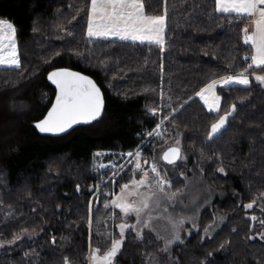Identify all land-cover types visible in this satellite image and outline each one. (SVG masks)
Returning <instances> with one entry per match:
<instances>
[{
    "label": "trees",
    "instance_id": "1",
    "mask_svg": "<svg viewBox=\"0 0 264 264\" xmlns=\"http://www.w3.org/2000/svg\"><path fill=\"white\" fill-rule=\"evenodd\" d=\"M144 5L147 14L166 16L162 48L89 37L90 0H0V19L16 26L21 61L0 67V126L17 121L6 139L0 135V241L11 243L0 249V264H89L93 249L107 252L121 237L124 216L111 204L113 193L102 189L93 197L109 175L97 173L95 153L139 147L152 157L178 131H185L205 176L228 196L206 208L198 229L171 250L152 229L137 235L129 228L113 264H264V86L255 79L264 67L248 69L251 85L219 87L218 112L197 95L248 68L245 58L254 54L244 42L248 18L218 12L216 0ZM61 67L90 75L106 105L91 124L47 136L35 125L55 98L48 76ZM230 111L210 138L211 126ZM134 167V160L125 164L115 191L130 182ZM215 212L227 220L205 236ZM26 231L39 235L14 243Z\"/></svg>",
    "mask_w": 264,
    "mask_h": 264
},
{
    "label": "snow or ice",
    "instance_id": "2",
    "mask_svg": "<svg viewBox=\"0 0 264 264\" xmlns=\"http://www.w3.org/2000/svg\"><path fill=\"white\" fill-rule=\"evenodd\" d=\"M216 10L222 13H235L238 17H254V32L248 34V30L244 29V42L252 46L254 54L245 58L250 60L251 63L243 72L238 73L236 76H227L222 80H213L197 93L209 105L210 111H219L220 98L213 91L217 84L229 85L235 83L248 85V69L264 66V0H216ZM165 24L166 17L164 15L146 14L143 0H90L87 35L99 38L113 36L118 37L122 41L155 44L162 48ZM15 35L16 29L14 25L7 20L0 19V65L19 67ZM48 79L56 85L58 93L55 103L46 117L35 125L41 133H63L75 124L89 123L101 115L103 109L102 94L91 79L66 69L51 72ZM255 79L264 82V76H257ZM209 96H211V103H209ZM234 110L235 106L233 105L232 111ZM231 114L230 111L226 115L221 116L220 120L211 126L210 138L212 134L217 133L224 126L228 116ZM151 134L149 133V135ZM127 155L130 157L133 155L139 156V152L135 154L130 152ZM178 158H180L179 148L169 149L162 157L168 163H174L175 159ZM145 163L147 162L145 161ZM140 170L141 164L137 161L135 163V171ZM151 171L155 174L156 186L163 192L164 185L168 184V182L161 177L155 165L151 166ZM220 171L222 172L223 169H220ZM148 180V173L143 172V179L133 180L132 186L136 188L146 186ZM129 187V184L123 185L121 192L128 190ZM128 195L134 196L136 193L129 192ZM113 204L125 214L135 212L138 217L143 209L149 207L147 197L142 201L143 208L134 207L126 202L123 196L117 197ZM246 207L251 208L253 205L248 204ZM261 223H264V221H261ZM127 227L134 228L135 225L122 224L120 226L121 236H123ZM176 239L179 240V236ZM121 244L122 240H113L111 248L102 257L97 255L99 250H94L92 256L93 264H112V260L119 251Z\"/></svg>",
    "mask_w": 264,
    "mask_h": 264
},
{
    "label": "rangeland",
    "instance_id": "3",
    "mask_svg": "<svg viewBox=\"0 0 264 264\" xmlns=\"http://www.w3.org/2000/svg\"><path fill=\"white\" fill-rule=\"evenodd\" d=\"M143 3H144V0H143ZM144 9H145V5H144ZM145 12H146V9H145ZM247 18H248V25L246 29L248 30V34H252L255 30L254 24H253L254 17H247ZM11 23L14 25L13 22ZM14 27L16 29L15 25ZM69 29L74 30L75 25H70ZM250 29H253V31H250ZM166 30H167V19H166V24H165L163 46H165V43H166ZM87 31H88V28H87ZM91 38L99 39V37H91ZM102 39L120 40L118 37H113V36H109L108 38H102ZM15 42H16V49H17V55L19 59V67H20L21 61H20V55H19L17 29H16V35H15ZM129 42H132V41H129ZM135 43H139V42H135ZM0 67L18 68L16 66H9V65H0ZM236 75L237 74H233L229 76H236ZM223 78L219 80H222ZM248 79H249L248 85H251L252 81L249 75H248ZM260 83L264 86V82H260ZM234 85H240V84L233 83L229 85H224V84L216 85L213 91H214V94L220 98L219 110H220L221 103H222V96L219 93V87H229V86H234ZM248 85H240V86H248ZM206 95L208 94L206 93ZM201 101L204 103V105L209 110V105L206 104L204 100L201 99ZM209 103H211V96H209ZM20 110L22 111L23 108L21 107ZM8 112L12 116L14 115L13 117L18 116L16 113H11L9 108H8ZM212 112H218V111H212ZM164 123H165V120L161 124H159L154 131L150 132L152 133L151 135H149L148 133L146 140L152 136H155L157 134V131L161 129ZM16 126H17V121L15 120V118H12V122L9 125L2 124L0 126V135L2 136V138L6 139L5 137L9 133H12L13 129H16ZM185 137H186L185 131H178L177 134L173 138L169 139L166 142V144L157 147L152 157H145V155L143 154V149L139 147L133 151H130L131 153H134V154L139 152V156L133 155L130 157L127 155V153H130V152L111 153V152H106V151H99L95 153L94 156H95V162L97 165L98 174H102L101 168L105 166V163L109 161L113 162L116 165H120L123 162H125L126 164L134 160L135 163L139 161L141 164V170L135 171L136 173L133 174L130 182L127 183L130 185L128 190L122 193L121 192L122 187L118 189L117 191H115V188H113L114 183H115L114 180L117 178L118 174L120 173L119 172L115 176H111V174H109L108 177L105 179V181L102 182V184L98 186L97 191L93 195L94 197L98 193V191L102 189L106 193H113V199L111 200V204L113 205V207H115L119 211H121V209L116 207L113 204V201L117 200V197L123 196L126 202L132 204L134 207H139V208H143L142 201L146 197L148 198L149 207L146 209H143L139 217L136 215L135 212H129L128 214H125L123 211H121V213H123V216H124V221L119 224L120 233H121L120 226L122 224L129 225V226L135 225L134 230L137 233H139V235L142 234L145 228H150L163 240L165 249L171 250L175 245L182 243L186 237L190 236L195 230L198 229L201 213L206 208H212L215 200L217 199L223 200L228 196V192L226 189L216 188L214 185H212L209 179L205 176L203 170L201 169V167L196 161L194 150L186 147ZM171 146H179L182 150L181 159L174 164H168L162 159L163 153L165 152V150ZM145 161L147 163H145ZM125 164L123 165V167L125 166ZM152 165L156 166L157 170L161 174V177L168 182V184L164 185L163 192H161L159 188L156 186L155 174L152 173L151 171ZM143 172H147L149 175L148 184L146 186H141L139 188L132 186L133 180L143 179ZM178 176L182 178L181 182L178 179H176ZM101 177L103 179L105 178L104 175ZM107 184H112L111 189L107 187ZM129 192H135L136 195L130 196L128 195ZM226 220H227V215L225 213L215 212V220L206 228L204 235L205 236L214 235L222 227V225L226 222ZM129 228L131 227L125 228L123 236L117 238L119 240H122V244L116 256L113 258L112 264L114 263L115 258L117 257L120 250L122 249L123 243L126 239V232L128 231ZM38 235L39 233L37 232L26 231L23 234L19 235L14 241V243L24 237L33 238V237H37ZM177 236H179V240L176 239ZM9 244L11 243L0 241V249H2L4 246L9 245ZM94 250H97V249L92 250L89 256V264H93L92 256H93ZM105 253H100V251H98L97 255L99 257H102Z\"/></svg>",
    "mask_w": 264,
    "mask_h": 264
},
{
    "label": "water",
    "instance_id": "4",
    "mask_svg": "<svg viewBox=\"0 0 264 264\" xmlns=\"http://www.w3.org/2000/svg\"><path fill=\"white\" fill-rule=\"evenodd\" d=\"M62 69H66V70H68V71H71V72H75V73H79V74H81V75H83V76H86L87 78H89V79H91L95 84H96V86L100 89V91H101V94H102V98H103V109H102V113H103V111H104V108H105V105H106V101H105V95H104V92H103V90H102V88L99 86V84L90 76V75H87V74H85V73H83V72H81V71H79V70H75V69H71V68H65V67H61V68H57V69H55V70H53V71H57V70H62ZM52 71V72H53ZM51 73V72H50ZM49 80V79H48ZM49 82L51 83V84H53L50 80H49ZM54 85V87L56 88V85L55 84H53ZM57 93H58V89L56 88V94H55V98H54V100H53V103H52V105H51V107L48 109V111L46 112V114H45V116L41 119V120H43L45 117H46V115H47V113L49 112V110L52 108V106H53V104L55 103V99H56V95H57ZM102 113H101V115H102ZM100 115V116H101ZM99 116V117H100ZM98 117V118H99ZM97 118V119H98ZM96 119V120H97ZM40 120V121H41ZM95 120H93V121H91V122H89V123H79V124H75V125H73V127L72 128H70V129H68L66 132H63V133H58V134H53V133H42L43 135H47V136H61V135H64V134H66V133H69L70 131H72L73 129H75V128H77V127H79V126H83V125H88V124H91L92 122H94ZM227 121V120H226ZM226 126V122H225V124H224V126L223 127H225ZM222 127V128H223ZM221 128V129H222ZM221 129L217 132V133H215V134H213L214 136H216L220 131H221ZM171 148H179L180 149V158H178V159H175V161H174V163H176V162H178L180 159H181V156H182V150H181V148L179 147V146H171V147H169L168 149H166L165 150V152L163 153V155L166 153V152H168V150L169 149H171ZM164 160V159H163ZM165 161V160H164ZM166 163H168L167 161H165ZM174 163H168V164H174Z\"/></svg>",
    "mask_w": 264,
    "mask_h": 264
},
{
    "label": "built area",
    "instance_id": "5",
    "mask_svg": "<svg viewBox=\"0 0 264 264\" xmlns=\"http://www.w3.org/2000/svg\"><path fill=\"white\" fill-rule=\"evenodd\" d=\"M148 133H150V132L147 131V135H148ZM123 153H126V152H123ZM124 164H125V162H123L120 165H116L113 162L109 161V162L105 163V166H103L101 168V172L102 173H109V174H111V176H115L120 172V170L122 169L121 166H123Z\"/></svg>",
    "mask_w": 264,
    "mask_h": 264
},
{
    "label": "crops",
    "instance_id": "6",
    "mask_svg": "<svg viewBox=\"0 0 264 264\" xmlns=\"http://www.w3.org/2000/svg\"><path fill=\"white\" fill-rule=\"evenodd\" d=\"M222 13V12H221ZM250 31H253V29H250Z\"/></svg>",
    "mask_w": 264,
    "mask_h": 264
}]
</instances>
